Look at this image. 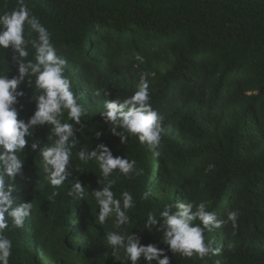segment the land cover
<instances>
[{
	"label": "trees",
	"instance_id": "trees-1",
	"mask_svg": "<svg viewBox=\"0 0 264 264\" xmlns=\"http://www.w3.org/2000/svg\"><path fill=\"white\" fill-rule=\"evenodd\" d=\"M25 2L66 61L64 75L82 115L79 122L66 110L58 116L72 124L66 143L73 154L58 189L49 184L51 166L41 155L59 139L54 125L29 128L14 196L17 205L31 201L33 211L23 228L10 223L4 230L12 240L9 264H132L107 244L113 231L164 249L170 264H264V0ZM16 7L17 0H0V15ZM30 31L26 25V38L35 37H27ZM26 50L29 57L17 59L11 45L0 48V75L18 79L20 65L33 59L30 43ZM141 74H147L152 108L163 117L158 147L140 144L104 115L107 102L122 103L138 90ZM42 94L27 72L13 93L18 120L29 123ZM101 146L113 158L135 160L132 171L114 169L105 177L91 158ZM209 164L215 167L206 170ZM105 187L121 206L122 192L132 196L128 221L118 228L114 212L99 221L92 193ZM201 202L220 221L219 227L200 225L205 246L219 252L174 253L163 240L159 212L188 204L195 212ZM230 211L238 213L235 227L227 222ZM149 212L156 225H149ZM136 264L158 260L141 255Z\"/></svg>",
	"mask_w": 264,
	"mask_h": 264
},
{
	"label": "clouds",
	"instance_id": "clouds-1",
	"mask_svg": "<svg viewBox=\"0 0 264 264\" xmlns=\"http://www.w3.org/2000/svg\"><path fill=\"white\" fill-rule=\"evenodd\" d=\"M26 25L31 30L27 37H32V33H35L34 38H26ZM29 43L34 49L33 59L20 65V77L8 79L0 75V264H9V258L12 255V240L4 235V230L9 228L10 223L16 229L23 228L26 217L31 216L33 211L31 201L17 205L14 196L16 192L14 180L20 173L23 163L19 154L28 143L25 137L31 135L29 128L37 123L45 122L54 125V132L59 139L55 142V146L43 148L41 155L51 166L47 170L49 173L47 180L53 188L58 189L64 185L65 168L70 156L73 155L66 143L72 135V124L67 122L62 124L58 116L61 115L62 110H66L70 120L79 122L82 115L78 98L71 91L70 80L64 75L66 61L57 55L51 43L49 31L30 12L25 0H17V7L14 10L0 15V48L6 49L11 45L18 54L17 59L27 58L30 53L26 50V45ZM137 59L142 58L137 57ZM29 71L35 76V85L43 90V94L38 98V110L29 123L25 124L17 118V110L13 107L15 102L13 93ZM148 88L147 74H141L138 90L124 98L122 103L107 102L106 107L109 110L104 115L108 121L135 136L140 144L158 147L161 145L163 117L152 108ZM31 147L35 149L37 145L33 143ZM101 148V153L97 155L93 151L91 158L98 162L99 170L105 177H108L114 169H118L125 175L132 171L135 160L113 158L106 147L101 146ZM78 158L84 161V153L80 152ZM214 167L215 165L209 164L206 170ZM74 187L81 194L85 191L79 182ZM57 194L54 191L52 197ZM92 196L100 208V222L114 212L117 228L127 223L126 212L132 207V196L129 192L124 191L120 194L122 206L121 199L115 198L109 187H105L102 191H95ZM175 207L183 210L172 213V208L165 206L159 212V217L163 218L161 228L165 229L163 240L170 249L186 257H192L194 253L200 257L218 253L219 249L205 246L200 227L201 224L219 227L220 221L217 220L216 213L208 211L203 202L199 203L195 212L191 211V204L175 205ZM237 217L236 211H230L227 214V222L230 221L235 227ZM147 218L149 225L157 224L156 214L149 212ZM192 221H199V223L190 226ZM106 241L115 250L122 249L132 264H136L141 255L148 261L157 259L158 264H170L169 257L164 255V249L151 244L141 246L139 240L132 235L122 236L117 231L108 232ZM161 256L164 258L160 259Z\"/></svg>",
	"mask_w": 264,
	"mask_h": 264
}]
</instances>
